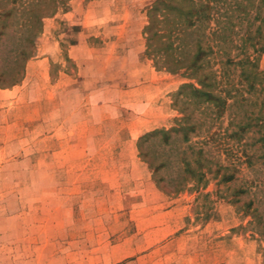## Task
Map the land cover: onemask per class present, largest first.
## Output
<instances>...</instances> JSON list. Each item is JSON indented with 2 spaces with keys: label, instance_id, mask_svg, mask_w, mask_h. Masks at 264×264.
Returning <instances> with one entry per match:
<instances>
[{
  "label": "rangeland",
  "instance_id": "1",
  "mask_svg": "<svg viewBox=\"0 0 264 264\" xmlns=\"http://www.w3.org/2000/svg\"><path fill=\"white\" fill-rule=\"evenodd\" d=\"M153 3L45 0L35 51L15 64L27 13L0 0V13L13 10L0 48V264H264V188L251 187L241 153L223 152L218 138L203 145L198 130L144 139L195 109L176 96L193 83L187 73L165 69L147 46ZM12 68L22 69L16 83ZM228 112L209 133L226 128ZM200 147L211 170L180 174L176 149L193 163ZM148 151L173 165L154 171Z\"/></svg>",
  "mask_w": 264,
  "mask_h": 264
},
{
  "label": "trees",
  "instance_id": "2",
  "mask_svg": "<svg viewBox=\"0 0 264 264\" xmlns=\"http://www.w3.org/2000/svg\"><path fill=\"white\" fill-rule=\"evenodd\" d=\"M20 2L27 13L20 27L26 29L29 39L25 43L17 42L13 47L15 64H18V58L26 60L33 55L32 35L38 32L36 26L48 13L43 7L45 0ZM148 12L147 46L152 47L150 52L156 54V60L162 62L165 69L187 73L193 83L181 85L176 96L185 97L186 103L193 104L195 109L180 119L176 128L153 131L144 139L160 136L164 144H168L172 134L197 130L205 134L203 145L218 138L223 152L235 158L241 153L244 157L243 162L255 176L250 181L251 187L264 188V173L255 167L264 159V70L259 65L260 55L264 52V0H154ZM12 14L13 10L0 13V48L9 34L7 30L13 26L9 24ZM14 32L13 29L12 34ZM10 74L9 79L16 83L21 79L22 69L12 68ZM5 80L6 76L0 73V82ZM226 111H229L226 128L222 132L209 133L212 122L223 117ZM195 112L199 118L193 119L191 115ZM231 127L235 130L228 133ZM247 133L248 141L240 145ZM225 138L234 140L232 147L224 145L222 140ZM176 152L183 156V165L178 168L180 174L203 178L205 171L202 169L211 170L212 161L205 156L203 147L195 152L193 163L184 157L183 149L177 148ZM145 156L154 171L173 165L166 154L157 158L155 153L148 151ZM156 160L160 161L155 164ZM223 168L227 169L223 166L218 169ZM186 179L177 181V191L182 190ZM233 179L234 173L223 175L224 181Z\"/></svg>",
  "mask_w": 264,
  "mask_h": 264
},
{
  "label": "crops",
  "instance_id": "3",
  "mask_svg": "<svg viewBox=\"0 0 264 264\" xmlns=\"http://www.w3.org/2000/svg\"><path fill=\"white\" fill-rule=\"evenodd\" d=\"M80 57L79 56H75L74 60H78L79 61ZM80 62V61H79ZM151 87L146 86L145 89H143L142 87H138V88H134L132 91L134 92V90L138 89V94H143V93H147V89L149 90Z\"/></svg>",
  "mask_w": 264,
  "mask_h": 264
}]
</instances>
